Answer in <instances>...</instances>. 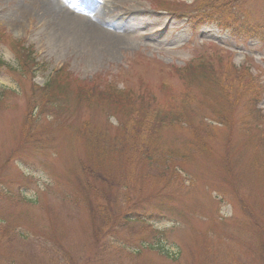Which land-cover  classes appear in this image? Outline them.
Wrapping results in <instances>:
<instances>
[{
    "label": "rangeland",
    "instance_id": "obj_1",
    "mask_svg": "<svg viewBox=\"0 0 264 264\" xmlns=\"http://www.w3.org/2000/svg\"><path fill=\"white\" fill-rule=\"evenodd\" d=\"M65 19L100 21L121 44L53 40ZM220 21H244L259 39ZM24 47L34 51L29 68ZM0 58V264H264V0H0ZM62 67L75 77L54 82L64 106L37 115L26 140L31 97ZM125 105L170 121L189 111L159 134L191 157L163 193L139 186L132 205L121 196L113 209L101 199L114 221L97 241L73 175L85 147L69 126L90 121L115 134Z\"/></svg>",
    "mask_w": 264,
    "mask_h": 264
},
{
    "label": "trees",
    "instance_id": "obj_2",
    "mask_svg": "<svg viewBox=\"0 0 264 264\" xmlns=\"http://www.w3.org/2000/svg\"><path fill=\"white\" fill-rule=\"evenodd\" d=\"M218 25L232 29L238 35L247 38L252 37L253 27L244 21L237 26L224 21L218 22ZM22 51L25 53L24 55L18 49V54L23 55L21 65L26 64L25 67L29 68L30 63L35 60L32 57L34 51L25 47ZM0 65L5 66L2 58H0ZM64 69L62 68L54 76V79L49 80L41 88L36 85L40 89V95L37 93L32 95V118L27 121L28 126H24L22 129L26 140L33 136L36 123H40L35 121L37 115L64 106L61 103L62 100L54 99L56 95H52L54 82L63 79L65 83L73 84L75 77L70 73L63 75ZM82 85H77L79 94L86 88L85 84ZM4 93L3 90H0V99ZM89 95V97L85 96L84 99L87 102L91 98V93ZM124 108L126 110L122 114L126 119L116 126L117 131L115 134H112L108 128L94 125L90 121L69 126L71 130V134H69L70 141L74 140L79 145L80 140L85 147L83 149L84 157H81L75 166L79 175H75L74 171L73 175L77 181L80 180L84 202L91 215L97 241L101 237L97 233L98 227L103 225L109 227V223L114 221L106 216V210L103 203H101V199H106L110 203L108 209H113L121 196L126 199L128 205H132L133 192L138 191L139 186L145 187L155 183V186H160L157 193H163L160 189L167 188L166 184H170L176 179V165H183V161L180 159L191 157L189 149L183 151L177 149V152L174 153L173 148L163 146L162 141L164 138L159 134L161 127H169V124L180 125L183 121H186L184 119L189 118V111L178 113V115L172 113L173 119L170 121L167 113L161 115L159 111L154 113L145 107V110L138 109L133 112L132 106L128 108L125 105ZM53 115L54 121L50 125H54L59 121L57 114ZM122 191L127 192L126 196L122 195ZM94 214H99V217ZM155 247H157L156 244L151 245V249H155ZM158 249L160 253H163V247Z\"/></svg>",
    "mask_w": 264,
    "mask_h": 264
},
{
    "label": "bare ground",
    "instance_id": "obj_3",
    "mask_svg": "<svg viewBox=\"0 0 264 264\" xmlns=\"http://www.w3.org/2000/svg\"><path fill=\"white\" fill-rule=\"evenodd\" d=\"M25 6L19 7L18 11L14 13L11 22L15 25H18L22 22L23 19L26 18V13L28 11ZM71 18V17H70ZM72 20V18H71ZM71 20L65 19L62 23L63 25L57 23L55 32H53V40H58L60 43L64 45H68V43H77L85 44L89 47L93 45L96 49H112L121 44L118 39H116L109 32L105 31L104 23L97 21L92 24V26H87L81 28H77L74 24L71 23ZM55 44H58L55 43ZM92 48V47H91Z\"/></svg>",
    "mask_w": 264,
    "mask_h": 264
}]
</instances>
